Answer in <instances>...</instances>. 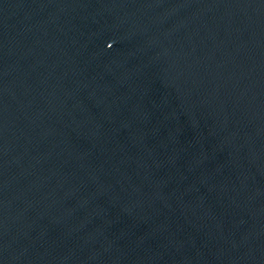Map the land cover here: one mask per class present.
I'll return each mask as SVG.
<instances>
[{"label": "water", "instance_id": "water-1", "mask_svg": "<svg viewBox=\"0 0 264 264\" xmlns=\"http://www.w3.org/2000/svg\"><path fill=\"white\" fill-rule=\"evenodd\" d=\"M0 264H264V0H0Z\"/></svg>", "mask_w": 264, "mask_h": 264}, {"label": "clouds", "instance_id": "clouds-1", "mask_svg": "<svg viewBox=\"0 0 264 264\" xmlns=\"http://www.w3.org/2000/svg\"><path fill=\"white\" fill-rule=\"evenodd\" d=\"M108 46L111 47V44H109Z\"/></svg>", "mask_w": 264, "mask_h": 264}]
</instances>
